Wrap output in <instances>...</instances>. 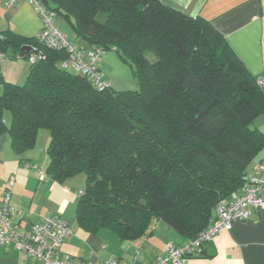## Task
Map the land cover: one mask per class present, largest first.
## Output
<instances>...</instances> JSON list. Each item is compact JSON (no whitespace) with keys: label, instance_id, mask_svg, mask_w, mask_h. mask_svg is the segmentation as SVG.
I'll list each match as a JSON object with an SVG mask.
<instances>
[{"label":"trees","instance_id":"trees-1","mask_svg":"<svg viewBox=\"0 0 264 264\" xmlns=\"http://www.w3.org/2000/svg\"><path fill=\"white\" fill-rule=\"evenodd\" d=\"M42 1L78 45L117 51L137 87L98 90L61 66L65 49L0 28L5 58L42 56L23 84L0 75V132L18 155L35 147L40 130L50 133L47 176L85 174L77 219L87 231L136 239L162 218L197 236L264 151L254 125L264 113L258 79L210 21L161 0Z\"/></svg>","mask_w":264,"mask_h":264},{"label":"crops","instance_id":"crops-1","mask_svg":"<svg viewBox=\"0 0 264 264\" xmlns=\"http://www.w3.org/2000/svg\"><path fill=\"white\" fill-rule=\"evenodd\" d=\"M161 1L192 17L199 16L210 21L248 71L257 79L264 78V0ZM7 2L0 0V28H9L24 37H36L42 28V21L29 1L20 0L13 6ZM66 23L72 30L67 34L61 29ZM56 25L67 36L74 37V31L66 20L56 16ZM30 67L25 58L0 59V75L10 83L22 84ZM100 69L115 90L137 87L131 66L115 50L103 54ZM2 89L0 84V92ZM9 114L5 113L7 124L11 121ZM254 125L264 133V113L255 119ZM50 139V133L42 129L38 132L35 147L18 155L12 148L9 133L0 132V202L7 179L15 175L11 204L14 223L20 230L39 223L47 213L56 214L68 222L72 230L60 247V253L89 262L117 259L125 264H147L165 252L169 241L184 243L188 240L162 218H155L149 233L136 239H122L109 229L93 233L81 227L77 206L80 193L85 189L82 181L76 176L65 182L48 176L40 180L35 170L25 169L20 162L24 158L46 169L50 161L47 152ZM263 158L264 151L257 161ZM236 192H241V188ZM0 264L40 263L11 244H0ZM187 264H264V205L254 209L249 219L237 220L230 230L220 231Z\"/></svg>","mask_w":264,"mask_h":264},{"label":"built area","instance_id":"built-area-1","mask_svg":"<svg viewBox=\"0 0 264 264\" xmlns=\"http://www.w3.org/2000/svg\"><path fill=\"white\" fill-rule=\"evenodd\" d=\"M19 1L8 0L7 4L13 6ZM28 1L42 21V28L36 36L37 39L51 49L67 51L68 57L62 61L61 66L85 77L98 90L110 87V82L100 69L104 50L100 47H81L56 25L55 12L51 11L42 0ZM41 57V53H33L28 61L33 64ZM1 58H4L3 53H0ZM258 85L264 87V78L258 79ZM23 167L35 170L40 180L47 176L46 170L37 164L24 162ZM15 183L16 176H9L0 202V244H11L18 251L34 257L40 264H125L117 259L89 262L67 253L61 254L60 247L72 230L68 222L53 213L45 214L39 223L29 229L20 230L14 223V208L11 204ZM263 205L264 159L256 162L252 170L244 176L241 192H232L228 198L218 202L215 215L204 230L184 243L169 241L166 244L165 252L157 255L153 261L147 264H187L188 260L201 253L203 245L212 241L220 231L230 230L237 220L249 219L253 210ZM129 264L145 263L133 262Z\"/></svg>","mask_w":264,"mask_h":264},{"label":"rangeland","instance_id":"rangeland-1","mask_svg":"<svg viewBox=\"0 0 264 264\" xmlns=\"http://www.w3.org/2000/svg\"><path fill=\"white\" fill-rule=\"evenodd\" d=\"M60 19H64V18H62V17H60ZM65 20V19H64ZM60 22V21H59ZM66 26V27H65ZM64 27H62L61 29L66 33V32H72V30L70 31V29H69V27H67V23H66V25H65ZM67 34V33H66ZM24 83V80H23V82H22V84ZM136 88V87H135ZM129 89H131V88H129ZM120 90H126V88L125 89H120ZM7 114H8V112H6ZM10 115V114H9ZM76 177H78V179H80L81 181H82V183H83V186H85V184H86V177H85V174H83V173H81V174H78V175H76Z\"/></svg>","mask_w":264,"mask_h":264},{"label":"water","instance_id":"water-1","mask_svg":"<svg viewBox=\"0 0 264 264\" xmlns=\"http://www.w3.org/2000/svg\"><path fill=\"white\" fill-rule=\"evenodd\" d=\"M23 49H25V50H32V46H30V45H24L23 46Z\"/></svg>","mask_w":264,"mask_h":264}]
</instances>
